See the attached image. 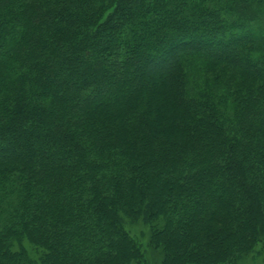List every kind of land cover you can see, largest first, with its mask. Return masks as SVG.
<instances>
[{"label": "trees", "instance_id": "trees-1", "mask_svg": "<svg viewBox=\"0 0 264 264\" xmlns=\"http://www.w3.org/2000/svg\"><path fill=\"white\" fill-rule=\"evenodd\" d=\"M125 220L264 243V0H0V264H143Z\"/></svg>", "mask_w": 264, "mask_h": 264}, {"label": "rangeland", "instance_id": "rangeland-1", "mask_svg": "<svg viewBox=\"0 0 264 264\" xmlns=\"http://www.w3.org/2000/svg\"><path fill=\"white\" fill-rule=\"evenodd\" d=\"M108 92L103 94L104 97L107 96ZM125 229L129 234L141 244L145 255L143 258V264H161V254L159 251L154 250L148 244L149 232L148 227L142 222H132L125 220ZM24 247L27 249L29 255L32 259L36 260L39 257L38 251L27 241L23 242ZM37 264H39L37 262ZM237 264H264V243L259 244L252 252L242 257Z\"/></svg>", "mask_w": 264, "mask_h": 264}]
</instances>
